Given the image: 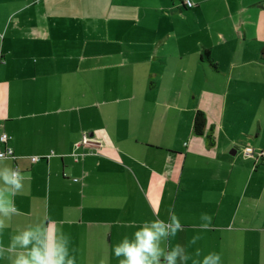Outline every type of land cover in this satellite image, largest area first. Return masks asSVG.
I'll return each instance as SVG.
<instances>
[{"label": "crops", "instance_id": "crops-1", "mask_svg": "<svg viewBox=\"0 0 264 264\" xmlns=\"http://www.w3.org/2000/svg\"><path fill=\"white\" fill-rule=\"evenodd\" d=\"M190 1L0 0V153L26 177L0 245L50 219L76 264H119L175 214L187 264H264V0Z\"/></svg>", "mask_w": 264, "mask_h": 264}, {"label": "clouds", "instance_id": "clouds-1", "mask_svg": "<svg viewBox=\"0 0 264 264\" xmlns=\"http://www.w3.org/2000/svg\"><path fill=\"white\" fill-rule=\"evenodd\" d=\"M6 159L7 155L0 153V234L7 226L5 220L18 213L14 197L24 188L26 180L19 167L4 163ZM157 214L158 207H154V215ZM181 230L182 222L175 214L167 222L152 220L139 227L131 239L125 237L115 244L112 251L115 257H123L119 264H187L190 257L182 246L177 245L170 251L161 247L162 242ZM69 244V237L55 221L44 220L34 227L17 231L7 247L0 245V264L5 259L10 264H76L75 257L69 254ZM193 264H219V256L210 254Z\"/></svg>", "mask_w": 264, "mask_h": 264}, {"label": "built area", "instance_id": "built-area-1", "mask_svg": "<svg viewBox=\"0 0 264 264\" xmlns=\"http://www.w3.org/2000/svg\"><path fill=\"white\" fill-rule=\"evenodd\" d=\"M186 2V6L188 8H193L194 7V4L190 1V0H185ZM0 141L2 143H7L10 141V138L9 136L7 135H3L1 138H0ZM102 144V141L99 140V139H96L94 137H90L88 134H83L82 136V140L77 144V147H90V146H99ZM92 148V147H90ZM1 153H5L7 155V158H13L14 156V151L13 149L11 148H7L4 152H1ZM254 154V150L250 147H246L245 148V155L246 156H253ZM40 161V158H32V162H38ZM77 181V180H76Z\"/></svg>", "mask_w": 264, "mask_h": 264}, {"label": "trees", "instance_id": "trees-1", "mask_svg": "<svg viewBox=\"0 0 264 264\" xmlns=\"http://www.w3.org/2000/svg\"><path fill=\"white\" fill-rule=\"evenodd\" d=\"M205 56L207 57V59H209V62H211L209 58L210 57L209 51H205ZM207 122H208L207 117L202 111L196 112V116L193 124V131L196 136L199 137L204 136L206 127L208 125ZM210 141L211 143H213V140L211 138Z\"/></svg>", "mask_w": 264, "mask_h": 264}]
</instances>
